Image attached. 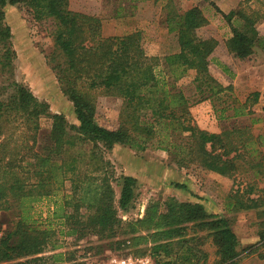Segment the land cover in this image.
<instances>
[{"label":"trees","instance_id":"16d2710c","mask_svg":"<svg viewBox=\"0 0 264 264\" xmlns=\"http://www.w3.org/2000/svg\"><path fill=\"white\" fill-rule=\"evenodd\" d=\"M154 1L165 2L166 29L174 34L178 48L162 58L145 54L138 32L103 37L100 20L71 11L69 0H0V72L11 78L5 89L10 92L0 99V211H11L15 217L10 228H3L0 216V264H45L41 255L46 248L58 246L51 241L53 229H41L32 221L31 205L56 195L66 182L69 194L53 211L60 235L76 240L96 236L109 250L145 245L160 264H205L207 254L201 247L210 240L215 264L238 263V241L230 220L208 214L199 203L154 201L141 218L123 221L119 217L131 208L138 183L131 176H121L115 199L113 171L104 158V151L115 145L136 153L154 148L167 153L179 167L195 165L225 177L238 170L249 148L264 147V134L252 137L236 129L209 133L194 124L188 99L176 83L193 72L198 101L214 102L229 90L209 73V57L217 42L197 35L207 24L199 8L180 13L173 0ZM6 6L25 8L36 22H53L54 53L48 63L72 104L76 125L62 114H52L45 102L13 79L15 52L4 22ZM222 17L231 32L225 42L230 54L239 61L256 49L264 54V38L255 27L264 14L237 10ZM97 93L122 101L115 129L98 124ZM258 105L264 111V89L249 94L242 104L219 110V119H226L227 110L230 117H245ZM44 118L51 121L45 133L40 126ZM228 200L229 212L259 210L264 215V194L244 198L234 191ZM260 239L264 241V231ZM49 258L51 264L68 262L60 253Z\"/></svg>","mask_w":264,"mask_h":264},{"label":"rangeland","instance_id":"374dc122","mask_svg":"<svg viewBox=\"0 0 264 264\" xmlns=\"http://www.w3.org/2000/svg\"><path fill=\"white\" fill-rule=\"evenodd\" d=\"M173 4L180 13L193 7L202 11L207 24L197 31V35L202 39H213L217 42L209 57V73L222 88H229L214 102L198 101L192 81L193 72H187L177 81L176 87L188 99V111L194 124L209 133L236 129L247 132L252 137L263 135L264 111L260 110L261 106H254L253 113L238 118L230 117L231 112L227 110L224 120L219 119V110L242 104L249 94L262 92L264 89V54L256 49L245 61H239L230 54L225 42L231 32L222 17V14L227 15L237 10L246 14L258 12L263 16L264 0H173ZM164 6V1L154 0H69L71 11L100 20L103 37L138 32L145 54L159 58L178 50L174 34H169L166 29ZM5 10L7 14L6 18L4 15V22L12 32L10 40L15 52L13 79L27 87L39 101L45 102L52 114H62L69 124L76 125L72 104L62 94L55 73L48 63L49 56L54 53L53 22H36L21 6H6ZM255 27L264 38V17L258 19ZM9 78L8 73L0 72V99H5L10 92L5 91ZM94 100L98 124L115 129L119 123L122 101L99 93L95 95ZM50 122L45 118L40 120L44 133L49 130ZM38 142L43 143L44 140L39 139ZM85 147L88 149L89 144ZM249 149L243 154L244 161L238 162V170L231 177H225L201 170L195 165L179 167L171 161L167 153L154 148L149 147L142 153H136L115 145L112 150L104 151V158L110 163L113 171L112 187L115 199L119 196L118 180L121 176H131L138 183L131 208L127 213H119V217L123 221L141 218L148 203L154 201L161 205L168 199L199 203L208 214L230 220L238 241L237 264H264V241L260 239V234L264 231V215H261L259 210H226L231 192H239L244 198H257L264 194V147L256 145ZM67 194L69 184L66 182L56 195L31 205L32 221L41 229H53L55 236H52L51 241L58 246L55 250L50 246L46 248L41 255L46 259L45 264H51L49 257L57 253L63 255L68 261L67 264H98L112 257L153 259L149 251H145V245L109 250L107 243L96 236L89 235L76 240L60 235L59 221L53 219V211ZM0 216L3 228H10L15 219L13 212L0 211ZM201 248L207 254L205 264H215L217 256L211 241L204 242Z\"/></svg>","mask_w":264,"mask_h":264},{"label":"built area","instance_id":"2783aa9c","mask_svg":"<svg viewBox=\"0 0 264 264\" xmlns=\"http://www.w3.org/2000/svg\"><path fill=\"white\" fill-rule=\"evenodd\" d=\"M98 264H159L149 257H112Z\"/></svg>","mask_w":264,"mask_h":264},{"label":"crops","instance_id":"0c3cea01","mask_svg":"<svg viewBox=\"0 0 264 264\" xmlns=\"http://www.w3.org/2000/svg\"><path fill=\"white\" fill-rule=\"evenodd\" d=\"M6 14H7V11L5 10V11H4L5 18H6ZM11 35H12V32H11Z\"/></svg>","mask_w":264,"mask_h":264}]
</instances>
